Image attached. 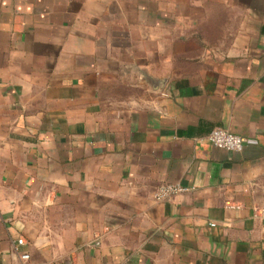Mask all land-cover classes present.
Listing matches in <instances>:
<instances>
[{"label":"crops","instance_id":"0c3cea01","mask_svg":"<svg viewBox=\"0 0 264 264\" xmlns=\"http://www.w3.org/2000/svg\"><path fill=\"white\" fill-rule=\"evenodd\" d=\"M21 253L264 264V0H0V264Z\"/></svg>","mask_w":264,"mask_h":264},{"label":"built area","instance_id":"2783aa9c","mask_svg":"<svg viewBox=\"0 0 264 264\" xmlns=\"http://www.w3.org/2000/svg\"><path fill=\"white\" fill-rule=\"evenodd\" d=\"M210 143L216 148L226 150L228 152H242L245 145V139L242 136L231 133L222 128L214 129L208 136ZM188 189L175 184H165L159 187L156 192L155 199L158 201L168 200L172 196L187 192ZM25 244L24 239H19L16 242V248ZM19 262L16 264H29L30 254L21 253L19 255Z\"/></svg>","mask_w":264,"mask_h":264}]
</instances>
